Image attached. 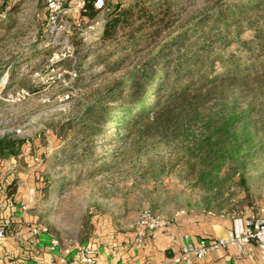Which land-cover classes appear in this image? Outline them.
Here are the masks:
<instances>
[{
  "label": "rangeland",
  "instance_id": "1",
  "mask_svg": "<svg viewBox=\"0 0 264 264\" xmlns=\"http://www.w3.org/2000/svg\"><path fill=\"white\" fill-rule=\"evenodd\" d=\"M16 1L22 4L17 13L10 19L0 16V138L25 140L26 153L16 157V164L30 179L35 167L39 175L56 179L68 170L66 156L81 140L69 123L109 80L101 61L108 48L101 40L105 20L116 6L133 0H108L93 19L72 11L64 28L48 21L44 0ZM215 1H181V22H193ZM55 61L61 63L50 70ZM257 71L256 79L204 92L194 103L204 120L188 131L174 129L175 116L143 135L139 130L126 138L108 135L110 158L106 165L97 164L94 177L83 168V179L31 202L30 210L45 224L58 220L67 233L92 215L90 208L102 203L97 197H111L115 184L136 185L125 208L132 220L145 206L172 220L185 211L237 216L252 206L264 207V65ZM190 106L184 103L177 112ZM229 120L226 135L217 133ZM207 136L219 144L205 155L192 144ZM104 150L100 145L98 152Z\"/></svg>",
  "mask_w": 264,
  "mask_h": 264
},
{
  "label": "trees",
  "instance_id": "2",
  "mask_svg": "<svg viewBox=\"0 0 264 264\" xmlns=\"http://www.w3.org/2000/svg\"><path fill=\"white\" fill-rule=\"evenodd\" d=\"M94 1H86L82 16L98 15ZM181 1L185 0H133L107 16L101 40L108 48L101 61L102 74L109 80L69 123L81 140L66 156L68 170L56 179L48 173L37 176L43 198L83 179V168L88 167V177H94L97 164L109 161L108 135L123 133L126 138L137 130L143 135L175 116L174 129L188 131L204 120L194 104L204 92L258 77L257 70L264 65V0H216L202 16L184 23L179 16ZM21 5L1 0L0 16L10 19ZM60 63L53 62L50 70ZM187 102L191 109L177 112ZM226 123L216 132L226 135L230 120ZM193 143L202 153L219 144L208 136ZM100 145L105 147L103 153L98 152ZM24 146L25 140L1 137L0 163L20 154ZM18 185V178L8 182L9 195H15Z\"/></svg>",
  "mask_w": 264,
  "mask_h": 264
},
{
  "label": "crops",
  "instance_id": "3",
  "mask_svg": "<svg viewBox=\"0 0 264 264\" xmlns=\"http://www.w3.org/2000/svg\"><path fill=\"white\" fill-rule=\"evenodd\" d=\"M25 151L24 149L17 156L5 158L0 163V225L7 218L11 220L6 236L0 238V264L21 261H27L28 264H61L65 247L69 246L74 252L79 246L87 245L94 248L96 264H174L172 258L179 253L186 235L194 240L215 239L227 236L233 226V216L185 211L173 218L166 231L146 240L139 247L134 244L138 217L132 220L125 209L129 205V199L137 192L136 185L115 184L110 198L97 197L102 203L90 208L92 215L83 217L77 229L64 233L58 228V220L45 224L40 215L30 210V203L42 202L43 195L38 189L39 181L34 180L39 175L37 168L29 170L32 179L18 169L16 157L26 153ZM13 178H18L19 185L15 195H9L6 186ZM250 211L249 209L248 212ZM43 225L48 226L47 232L41 230ZM35 227L40 228L39 232H34ZM55 238L60 240V245L52 249L51 242ZM69 257V264H88L75 259L73 254ZM193 264L262 262L257 245L249 243L242 249L230 246L213 250L204 259L195 260Z\"/></svg>",
  "mask_w": 264,
  "mask_h": 264
},
{
  "label": "built area",
  "instance_id": "4",
  "mask_svg": "<svg viewBox=\"0 0 264 264\" xmlns=\"http://www.w3.org/2000/svg\"><path fill=\"white\" fill-rule=\"evenodd\" d=\"M87 0H45L46 8L49 10L48 21L53 25H60L62 28L67 24V15L72 11L80 12L84 8ZM108 0H95L94 5L97 9L105 10ZM98 20L91 27H95L101 23ZM74 49V46L72 45ZM55 70V69H52ZM70 95H66L69 98ZM250 212L243 215L233 216V226L229 230L227 236L215 239L202 238L194 240L190 235L185 236V242L181 246L178 254L173 256L174 264H193L195 260L204 259L211 251L237 246L244 248L249 243H255L258 247L262 264H264V209L255 210L250 208ZM11 220L5 219L0 225V238L6 236ZM172 224V219L156 214L151 207L145 206L135 223V239L134 244L141 247L146 240L156 237L159 233L166 231ZM40 228L35 227L34 232H39ZM41 230L47 232V225L41 226ZM60 245V240L55 238L51 242V248L54 249ZM83 263L96 264V254L92 246H79L72 249L67 246L64 248V255L60 259L61 264H69L70 255ZM14 264H28L27 261L16 262Z\"/></svg>",
  "mask_w": 264,
  "mask_h": 264
}]
</instances>
